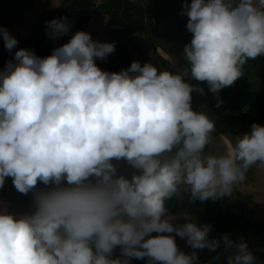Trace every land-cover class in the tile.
<instances>
[{
	"label": "clouds",
	"instance_id": "9594fccd",
	"mask_svg": "<svg viewBox=\"0 0 264 264\" xmlns=\"http://www.w3.org/2000/svg\"><path fill=\"white\" fill-rule=\"evenodd\" d=\"M181 15L192 34L183 55L196 84L186 81L187 70L158 71L148 62L102 70L96 60L115 43L86 31L46 57L20 48L0 70V188L10 177L20 194L34 192V211L0 210V264H198L196 251L180 250L172 233L193 250L218 248L209 225L186 218L174 226L166 202L183 199L181 185L190 186V201L221 199L250 166L264 165V126L253 123L226 155L206 154L215 125L192 108L205 82L219 107L220 91L264 56V0H184ZM72 27L67 17L46 21L52 39ZM0 38L9 52L18 44L4 27ZM113 160L134 170L131 179ZM38 183L55 186L36 190ZM223 244L235 249L228 264H253L243 239L224 235ZM117 248L120 257L112 258Z\"/></svg>",
	"mask_w": 264,
	"mask_h": 264
},
{
	"label": "trees",
	"instance_id": "16d2710c",
	"mask_svg": "<svg viewBox=\"0 0 264 264\" xmlns=\"http://www.w3.org/2000/svg\"><path fill=\"white\" fill-rule=\"evenodd\" d=\"M145 1L136 0V3H132L130 0H63L58 10L45 11L42 14L40 24L31 33L28 41L31 44H42L47 40H53L46 33V21L52 19L67 17L77 29H84L89 26L95 16H105L108 18L111 34L119 35L122 42L115 47V51L106 60H96L98 67L110 72H119L121 69H126L133 61H138L131 51L135 52L136 50L135 53L139 59L142 56L143 59L152 60V65L158 71H169L176 74L177 72L158 53L147 36ZM33 2L34 0H0V15L13 13L17 17L20 13L29 10ZM150 53H153V58ZM45 54L46 52H40L39 56L43 57ZM6 63L4 62L1 65L0 70H3ZM243 73L244 76L237 79L233 86L225 87L219 93L226 110L236 114L243 111L253 99L247 110L242 114L220 115L221 119L235 132L237 137H239V132H250L253 123L264 126V56H258L255 60L247 61L243 66ZM253 74L256 78L252 81ZM192 102L196 104L194 110L201 111L194 97ZM132 173L133 171L130 173L129 179H131ZM185 194H187L185 191L181 192L182 196ZM223 198L207 205L206 215L201 219L200 227L209 225V239L219 240V246L224 247V235L234 241L238 230L245 232L256 227L245 216L235 214L231 205H226L222 209L221 201ZM180 201L181 199L173 197L166 202L170 214L176 215L179 213ZM251 203V196H240V199L236 202V207L238 210L243 211ZM255 232H257V229ZM154 235L157 234L154 233ZM115 251L120 253L119 248ZM262 258L264 259V255ZM132 261L135 264H148L147 258H133ZM157 264H160V262H157Z\"/></svg>",
	"mask_w": 264,
	"mask_h": 264
},
{
	"label": "rangeland",
	"instance_id": "374dc122",
	"mask_svg": "<svg viewBox=\"0 0 264 264\" xmlns=\"http://www.w3.org/2000/svg\"><path fill=\"white\" fill-rule=\"evenodd\" d=\"M62 2L63 0H34V3L31 4L29 11H34L35 14H38L41 10L55 11L61 7ZM39 16L40 13L34 17L33 20L35 21V24H32L30 29L28 28L29 25L26 22L21 21H18L17 24H10L5 27L3 26L4 28L8 29V31L17 39L18 44L16 48L12 50V52H9L4 47L3 39L0 38V67L4 62L13 60L15 51L20 48L32 50L37 56H39L40 52H46L45 56H43L46 57L51 54L53 49L67 43L71 39V37L78 31H86L90 33L94 41H98L101 43L114 42L115 47L122 42V38L119 35L111 34L107 17L95 16L91 24L85 27L84 29H77L73 25L67 35H64L54 40H47L42 44H31L28 42V39L24 37V34H27L26 36H29V34L32 32L31 30L35 27V25H38L37 23H39ZM2 19L4 20V18ZM2 19L0 18V23ZM7 19L8 18L6 17L5 20ZM3 23L4 21L2 22V24ZM0 27H2V25H0ZM162 36L184 57L183 49H181V47L176 42H174V40L170 38L169 35L162 34ZM190 38H192V34H190ZM182 40L183 39H181L179 44L184 47L185 44H187L188 42H183ZM54 41H57V45L54 43ZM131 51L132 54H135L133 56H136V58L141 64L146 62L153 64L152 60L148 61L147 59H143L142 56H140L139 59L138 55L135 53L136 50L135 52L133 50ZM152 54L153 53H150L153 58ZM252 76L253 77L251 79L253 81L256 77L254 74ZM205 87L208 89L207 84L204 86V88ZM192 96L194 97L193 94ZM213 101L216 112L219 115L228 116L230 114V112L226 110L224 103H222L219 107L216 106L217 99L215 94H213ZM192 108L193 110L196 108V104L193 102ZM242 134H244V132H239V137ZM210 136L212 138V142L206 146L205 153L212 155H226L229 146L226 140L222 136H220L216 131L210 133ZM112 162L118 169V175H124L128 178L130 173L134 171L124 160H113ZM240 196L252 197V203L248 204L243 211L238 210L236 207V202L240 199ZM224 198L221 201L222 209H224L226 205H231L235 214L245 216L246 218L251 220L256 227L255 229H249L245 232L238 230L233 242L239 243L241 239H243L245 242H247L249 251L252 252L258 263L264 264V259L262 258L264 255V165L257 162L256 164L250 166L245 173V178L242 181L236 183V185L233 187L231 194L225 196ZM213 202L214 201L212 200L205 202H200L199 200L194 202L190 201L189 194L187 193L183 195V199H181L180 201L179 213L176 215L170 214L169 218L174 219V226L183 225L187 222V219L195 220L198 226H200L201 219L206 215L207 205ZM256 229L257 232H255ZM151 235L154 236V233H152ZM171 235L175 237L177 246L180 250L184 251L185 253H191L192 251H196V254L198 256V264H207V262H211V264H219L225 261L228 255L233 254L235 252L234 248L229 249L228 252H225L223 246H218L215 251L209 249L193 250L189 245H187L185 239L176 236L175 233H172ZM217 256L220 257L219 260L214 259V257Z\"/></svg>",
	"mask_w": 264,
	"mask_h": 264
},
{
	"label": "water",
	"instance_id": "95a60500",
	"mask_svg": "<svg viewBox=\"0 0 264 264\" xmlns=\"http://www.w3.org/2000/svg\"><path fill=\"white\" fill-rule=\"evenodd\" d=\"M160 1L161 0H146L145 1V27H146L147 36L149 37L151 43L153 44L155 49L158 51V53L170 63V65L173 67V69L177 73L184 72L185 70H187V75L185 76L186 81L191 84L199 83L191 78L190 68L187 65L185 58L181 55L179 51H177L173 46H171L159 32L157 21H156V11H157ZM201 87L204 88L203 84H201ZM204 91H205V95H201L197 92H193L194 99L196 103L198 104L200 110L203 111L206 115H208V117L214 122L215 131L226 140L228 145H229V142H232L233 144H235V139L238 138L237 135L220 118L218 113L215 111L205 88H204ZM252 101L253 99L243 111L237 114H242L243 112H245L247 108L249 107V105L252 103ZM237 114L230 112L229 116L237 115ZM66 185H67V182L62 181L61 186H66ZM54 186L55 185H50V187H54ZM181 187L183 189H187V191H185L186 193L188 194L190 193V186L181 185ZM22 200L32 201L34 200V194L28 193ZM117 257H120V253L114 251L112 254V258H117ZM131 264H135V263L131 260ZM219 264H228V259H226L225 261ZM253 264H259V263L255 259Z\"/></svg>",
	"mask_w": 264,
	"mask_h": 264
},
{
	"label": "crops",
	"instance_id": "0c3cea01",
	"mask_svg": "<svg viewBox=\"0 0 264 264\" xmlns=\"http://www.w3.org/2000/svg\"><path fill=\"white\" fill-rule=\"evenodd\" d=\"M183 2L184 0H161L156 11V21L160 34L169 35V37L172 38L174 42H176L181 47V49L184 48L179 44L181 39H183V42L185 41L188 43H190L189 41L191 40V33L188 32L185 27L188 17L181 15ZM188 3L190 4L191 0H188ZM42 12L44 11H39L40 16L38 22H40ZM38 14H35L34 11H28L19 21L26 22L29 25L28 28L30 29L32 24H35V21L33 20L34 17ZM17 22L14 24H17ZM26 35L24 34V37L28 39L29 36ZM54 43L57 45V41H54ZM49 187L50 185L46 186L42 183H38L36 190H47ZM29 193L34 194V192ZM25 196L26 195L17 192L10 177L6 178L3 188H0V210H2L3 206H7V210L9 212L15 213L17 215L34 211L33 200H22Z\"/></svg>",
	"mask_w": 264,
	"mask_h": 264
},
{
	"label": "flooded vegetation",
	"instance_id": "af4514ba",
	"mask_svg": "<svg viewBox=\"0 0 264 264\" xmlns=\"http://www.w3.org/2000/svg\"><path fill=\"white\" fill-rule=\"evenodd\" d=\"M34 3V2H33ZM32 3V4H33ZM62 5V4H61ZM30 9V8H29ZM29 10H27V11H25V12H22V13H20L17 17H16V15L15 14H6V15H0V18L2 19V18H4V20L2 19V21H1V23H0V25H2V27L4 26H7V25H10V24H14L15 22H17V21H19L21 18H22V16L25 14V13H27ZM45 12V11H44ZM44 12H42L41 13V18H42V14L44 13ZM8 18L7 20H5V18ZM12 17V18H11ZM41 18H40V21H41ZM4 21V23L2 24V22ZM6 22V23H5ZM40 24V22L38 23V25ZM38 25H36V27L35 28H37L38 27ZM34 28V29H35ZM34 29L32 30V32L34 31ZM31 32V33H32ZM31 33L29 34V37H30V35H31ZM162 35V34H161ZM29 39V38H28ZM29 42V41H28ZM203 84V86H205L206 85V83H202ZM206 88V87H205ZM206 91H207V94H208V96H209V98H210V101H211V103H212V105H213V107H214V101H213V93L211 92V91H209L207 88H206ZM198 105V104H197ZM199 107V106H198ZM200 109V108H199ZM214 109H215V107H214ZM215 111H216V109H215ZM219 115V114H218ZM220 116V115H219ZM221 118V117H220Z\"/></svg>",
	"mask_w": 264,
	"mask_h": 264
}]
</instances>
